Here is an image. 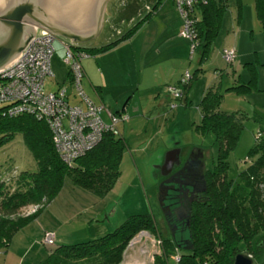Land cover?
I'll return each mask as SVG.
<instances>
[{
  "label": "rangeland",
  "instance_id": "374dc122",
  "mask_svg": "<svg viewBox=\"0 0 264 264\" xmlns=\"http://www.w3.org/2000/svg\"><path fill=\"white\" fill-rule=\"evenodd\" d=\"M145 1L147 0H134L127 6L141 4L143 7ZM166 1L162 0V3ZM111 3L107 5L108 11ZM236 4V0H227V10L224 14L226 19H230L228 27L223 25L213 43L210 55L203 61L200 59L201 63H199L200 48H195L192 52L194 54L189 52L191 58L183 72L188 70V74L196 73V76L187 94L186 105H181L176 100L172 102L175 107L171 108L169 104L165 106L162 102L164 96L159 97L152 93L149 95L150 100L145 101L144 97L140 98L144 103L137 113L128 112L129 116L131 115L129 122L122 126L124 148L119 164V174L105 196L98 197L81 188L68 177L65 178L58 194L42 210L45 213L43 212V215L41 212L43 218L40 222L38 218H35L23 229L18 230L21 232L16 234L13 240L12 254H14L15 246L19 245L17 244L19 241L27 246L36 242L39 239L37 236L40 225L46 224L50 218L63 220L62 218L65 217L66 220H70L71 222L67 225L69 228L65 227L67 229L65 234L67 236L69 234L68 239L65 240L69 244H77L88 240L87 238L95 239L113 232L131 216H148L156 224L161 238L146 231L139 232L125 248L127 250L122 264H152L153 256L161 254V239L170 237L155 199L156 184L160 178L159 167L163 165L165 156L175 153L176 160L181 163L192 153L199 151L204 169L211 170L217 165L218 147L214 142V135L210 132L202 133L199 127L201 113L198 106L209 87L217 88L221 112H235L234 114L241 118L242 128L235 146L224 158L228 178H237L248 165V160L251 162L256 159L257 155H250V150L255 144V135L260 132L264 136V33L254 12V0H240L239 18L236 17ZM124 25L127 23H122L121 19L107 14V20L100 34L86 43L90 56L83 60V67H86L90 61L96 64L94 59L98 57L97 64L103 68L104 65L112 67L114 75L128 70L130 65L124 56L132 52L130 45L121 50L117 46L108 50L102 49L119 40L127 32ZM239 30H243L240 35H238ZM141 37L139 35L135 40ZM60 40L54 42L55 54L52 61L54 77H48L45 80V90H53L55 84H58L65 74V66L60 63V57L64 51ZM230 48H233L236 53L235 59L228 65L220 53L222 49ZM253 79L255 86L249 83ZM180 82L181 78L178 84ZM241 83L247 84L249 90H235V87ZM82 84L84 86V82ZM163 89H167L168 96H172L175 87ZM110 91L117 93V89L112 86ZM134 94L136 99L141 95L139 92ZM102 118L106 119L105 113ZM35 170V163L24 146L21 135L16 134L11 141L0 144V182L15 180L20 172H35ZM43 202L44 200H41L38 205L22 207L13 218L31 215L36 209L42 206L44 208ZM66 213L69 215L65 216ZM261 237L264 238V232L256 237V241L252 244L256 252L252 264H264V239ZM172 239L179 244L180 248L187 247V235H175ZM37 246H40L38 242ZM40 247L47 252L43 246ZM239 248L240 254L247 255L240 245ZM6 250L7 247L0 250V264ZM180 253L177 250L169 257L178 260Z\"/></svg>",
  "mask_w": 264,
  "mask_h": 264
},
{
  "label": "trees",
  "instance_id": "16d2710c",
  "mask_svg": "<svg viewBox=\"0 0 264 264\" xmlns=\"http://www.w3.org/2000/svg\"><path fill=\"white\" fill-rule=\"evenodd\" d=\"M236 2V17L239 18L241 4L240 0ZM226 10L227 0H201L193 7L196 21L192 43L200 48L202 61L210 55ZM254 12L264 33V0H254ZM138 24L102 49L108 50L128 39ZM71 49L90 56L87 47L82 45L72 43ZM220 54L222 57V51ZM195 76L196 73L190 75V79L181 85V96L174 101L186 105L187 91ZM249 83L255 86L254 79ZM235 90H249V87L241 83ZM219 103L217 88L209 87L198 106L201 113L199 127L202 133L214 135L218 161L213 171L206 173L207 191L203 201L194 207L187 247L180 248L171 236L162 238L161 254L153 256L152 264H233L235 256L240 254L239 245L252 261L256 256L252 244L264 232V136L260 132L255 135L250 155H257L256 159L248 160V165L237 178L229 179L224 158L235 146L242 124L235 112H221ZM16 134L21 135L36 170L23 171L15 180L0 182V250L8 246L16 231L37 218L43 206L26 217L14 219L13 216L22 207L38 205L41 200L48 205L58 194L65 178L103 197L117 179L124 148L120 134L117 137L105 134L92 150L71 164H65L56 155L42 121L25 114L8 118L0 108V144L11 141ZM141 231L161 238L150 217L131 216L113 232L99 238L60 246L54 243L40 264H120L128 243ZM177 250L181 252L179 259H171L169 256Z\"/></svg>",
  "mask_w": 264,
  "mask_h": 264
},
{
  "label": "crops",
  "instance_id": "0c3cea01",
  "mask_svg": "<svg viewBox=\"0 0 264 264\" xmlns=\"http://www.w3.org/2000/svg\"><path fill=\"white\" fill-rule=\"evenodd\" d=\"M167 1L166 3H162V0H147L143 2V7L141 4L138 6H127L129 2H134V0L108 1L107 5L112 2L111 7H109L108 11L106 6L100 32L107 20V14L110 17H115L119 20L121 19L122 23H127V25H124V28H126L127 31L134 25L139 24L131 35V38L116 45L119 50L126 48V46H131L132 52H129V54L124 56L130 65L127 71H123L119 75H114V69H111L112 67L104 65L103 68L101 65L97 64L96 61L98 57L94 59L96 64H93V61H90L86 67H83L82 65L83 60L86 58L80 60V66L82 69L81 88L84 94L94 104H102L104 106L106 114L120 113L119 111H125L128 116V112L130 111L132 114H135L140 110L144 103L141 102L140 98L144 97L145 101L150 100L151 98L149 95H152V93H155L156 96L158 95L159 97L164 96V100L162 99V102H164L165 106L167 104L170 106L174 101L172 96H168V90H164L163 88L175 87L178 85V81L184 73L183 71L186 68V64L187 62L189 63V59L191 57L189 56V42L180 37V16L176 11L173 0H169V2ZM225 16L226 14L222 16L220 30H222L223 25L228 27L230 19H226ZM241 33H243V30H239L238 35ZM139 35L142 37L136 41L135 39ZM86 43L79 45L86 47ZM54 54L52 55L50 61L51 75L49 77H54L52 62ZM63 55L60 57V63L65 66V74L62 76L61 81L58 84H55L56 86L53 90L45 91L55 92L59 88H64L66 90L68 103L74 105L77 104L78 101L74 96V92L70 84L68 68L62 62ZM200 59L201 56L199 54V63H201ZM83 82L84 86L82 84ZM110 86L117 89V93L115 91H110ZM191 87L192 83L187 91V94L190 92ZM136 92L141 94L137 99L134 94ZM193 96L194 95L192 94L191 97L193 98ZM163 108L165 107L163 106ZM106 114V119L104 120L102 118L105 122L108 119ZM129 117H131V115ZM122 126L123 124L118 125L121 137L124 130ZM48 205H46L43 209H45ZM41 212L45 213V211ZM41 212L37 216L38 222H40L44 215V213L42 215ZM68 215L69 213L65 214V216ZM62 219L63 220H56L55 218L48 219L46 224L40 225L37 236L39 239L36 242H32L27 246L22 245V241H19L17 243L19 245L15 246L16 248L13 251L14 254H12L11 249L12 246H14L13 240L15 239L16 234L20 233L21 230L17 231L12 236L7 246V250L3 255L2 264H40L46 258L49 250V248L42 244V238L45 233L54 234V243L56 246L69 244L66 242L67 240H65L69 237V234L68 236L65 234V232H67L65 227L69 228L67 225H69L71 221L66 220L65 217ZM37 242L40 246H43L47 252H45L42 247L37 246ZM126 250L127 249H125V252L123 253V258ZM122 261L120 264H122Z\"/></svg>",
  "mask_w": 264,
  "mask_h": 264
},
{
  "label": "built area",
  "instance_id": "2783aa9c",
  "mask_svg": "<svg viewBox=\"0 0 264 264\" xmlns=\"http://www.w3.org/2000/svg\"><path fill=\"white\" fill-rule=\"evenodd\" d=\"M198 2L201 0H173L181 19L180 37L189 42L190 53L196 48L192 43L193 24L196 21L192 10ZM58 39L49 32L38 30L15 61L0 70V108L8 118L25 114L42 121L58 158L65 164H71L92 150L103 135L119 136L118 125L127 122L129 116L125 111L106 114L102 104H94L84 94L80 60L89 55L74 52L72 43L64 40H60L64 50L62 62L68 68L70 84L78 103H68L64 88L55 92L45 91L44 82L51 75L53 45ZM222 57L227 63H232L235 59L234 49H223ZM182 76L180 87L172 91L174 100L180 98L181 87L190 79L187 71ZM170 107L175 106L171 104ZM103 113L108 118L106 122L102 120ZM54 239L53 233H45L42 244L47 248L53 247Z\"/></svg>",
  "mask_w": 264,
  "mask_h": 264
},
{
  "label": "water",
  "instance_id": "95a60500",
  "mask_svg": "<svg viewBox=\"0 0 264 264\" xmlns=\"http://www.w3.org/2000/svg\"><path fill=\"white\" fill-rule=\"evenodd\" d=\"M108 1L0 0V70L15 61L38 30L74 44L93 39ZM233 264H252V259L237 254Z\"/></svg>",
  "mask_w": 264,
  "mask_h": 264
},
{
  "label": "flooded vegetation",
  "instance_id": "af4514ba",
  "mask_svg": "<svg viewBox=\"0 0 264 264\" xmlns=\"http://www.w3.org/2000/svg\"><path fill=\"white\" fill-rule=\"evenodd\" d=\"M214 168V167H213ZM200 152L192 153L178 163L176 154L165 156L159 167L156 202L169 235H189L194 207L203 201L207 191L206 173Z\"/></svg>",
  "mask_w": 264,
  "mask_h": 264
},
{
  "label": "bare ground",
  "instance_id": "6f19581e",
  "mask_svg": "<svg viewBox=\"0 0 264 264\" xmlns=\"http://www.w3.org/2000/svg\"><path fill=\"white\" fill-rule=\"evenodd\" d=\"M119 112H121V111H119Z\"/></svg>",
  "mask_w": 264,
  "mask_h": 264
}]
</instances>
